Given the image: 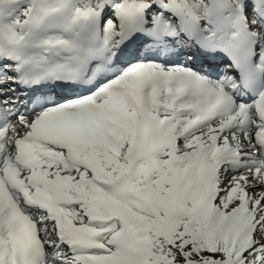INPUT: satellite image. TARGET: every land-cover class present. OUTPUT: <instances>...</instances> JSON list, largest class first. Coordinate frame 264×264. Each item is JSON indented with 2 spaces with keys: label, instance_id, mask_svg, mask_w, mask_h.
<instances>
[{
  "label": "snow or ice",
  "instance_id": "snow-or-ice-1",
  "mask_svg": "<svg viewBox=\"0 0 264 264\" xmlns=\"http://www.w3.org/2000/svg\"><path fill=\"white\" fill-rule=\"evenodd\" d=\"M0 264H264V0H0Z\"/></svg>",
  "mask_w": 264,
  "mask_h": 264
}]
</instances>
